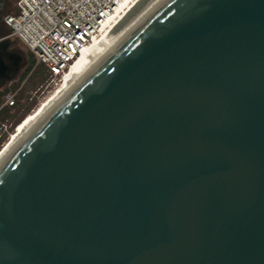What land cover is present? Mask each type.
I'll use <instances>...</instances> for the list:
<instances>
[{
  "label": "water",
  "instance_id": "1",
  "mask_svg": "<svg viewBox=\"0 0 264 264\" xmlns=\"http://www.w3.org/2000/svg\"><path fill=\"white\" fill-rule=\"evenodd\" d=\"M0 264H264V0L134 22L0 165Z\"/></svg>",
  "mask_w": 264,
  "mask_h": 264
},
{
  "label": "built area",
  "instance_id": "2",
  "mask_svg": "<svg viewBox=\"0 0 264 264\" xmlns=\"http://www.w3.org/2000/svg\"><path fill=\"white\" fill-rule=\"evenodd\" d=\"M132 1L17 0L16 12L5 16L4 24L57 78ZM13 104L8 95L5 105ZM11 127L2 123V134L10 136Z\"/></svg>",
  "mask_w": 264,
  "mask_h": 264
},
{
  "label": "bare ground",
  "instance_id": "3",
  "mask_svg": "<svg viewBox=\"0 0 264 264\" xmlns=\"http://www.w3.org/2000/svg\"><path fill=\"white\" fill-rule=\"evenodd\" d=\"M157 1L158 0H133L109 25L106 26L102 33L80 53L71 67L63 75L60 84L34 112L25 117L10 135V138L0 150V165L36 128L47 114L70 92L107 49Z\"/></svg>",
  "mask_w": 264,
  "mask_h": 264
},
{
  "label": "trees",
  "instance_id": "4",
  "mask_svg": "<svg viewBox=\"0 0 264 264\" xmlns=\"http://www.w3.org/2000/svg\"><path fill=\"white\" fill-rule=\"evenodd\" d=\"M16 41H13V45H16ZM29 50V49H28ZM30 83L32 84V88H37L39 85H46L50 82L53 75L51 72L45 67V65L38 63L36 56L33 52L29 50L27 54V68L20 79L22 82L29 73H31ZM53 88L52 83L46 89V92ZM11 93L9 89H6L0 92V126L2 123L8 121L12 124L10 129V134H12L17 126L25 119L27 115L33 112L40 104V99L33 98L24 93L19 94L14 100L13 105H5L6 97ZM10 138L9 134H2L0 129V149Z\"/></svg>",
  "mask_w": 264,
  "mask_h": 264
},
{
  "label": "rangeland",
  "instance_id": "5",
  "mask_svg": "<svg viewBox=\"0 0 264 264\" xmlns=\"http://www.w3.org/2000/svg\"><path fill=\"white\" fill-rule=\"evenodd\" d=\"M16 1L17 0H14L12 10L9 13H7L5 16H7L9 14H13L16 12ZM5 16L2 19L3 28L0 30V40H3V39L8 40L10 42L11 49L19 52V54L23 58V62H22V67L19 71V74L16 76V78H14L11 81H8L5 84V86L0 88V92L4 91L6 89H9L11 91V93H9V95H11L15 101H16V98L19 96V94L24 93L25 95H28V96L33 97L35 99L36 98L40 99V104H41L54 91V89L60 84L63 76H59L57 78H51L49 83H47L46 85H39L37 88H32V84L30 83V77H31L32 72L29 73L27 75V77L22 82L20 81V79L24 75L26 68H27V54H28L29 50H28V47L20 39L11 36L10 29L4 24ZM13 41L17 42L16 45L12 44ZM51 83L53 85V88L46 92V89L48 88V86ZM4 145H3V147H4Z\"/></svg>",
  "mask_w": 264,
  "mask_h": 264
},
{
  "label": "flooded vegetation",
  "instance_id": "6",
  "mask_svg": "<svg viewBox=\"0 0 264 264\" xmlns=\"http://www.w3.org/2000/svg\"><path fill=\"white\" fill-rule=\"evenodd\" d=\"M13 4H14V0H0V30L3 28L2 19L7 13H9L12 10ZM7 42H9V41L7 40ZM7 52H8L7 54H6V52H3V56H2L3 62L6 66H11L13 68V66L16 63V59H18V57L15 54H19V52L11 49L10 42H9V47L7 48ZM13 53H14V56H12ZM22 62H23V58L20 62L21 67H22ZM18 74H19V72L17 73V75ZM7 82L8 81L5 80L3 77H0V88L5 86V84Z\"/></svg>",
  "mask_w": 264,
  "mask_h": 264
}]
</instances>
